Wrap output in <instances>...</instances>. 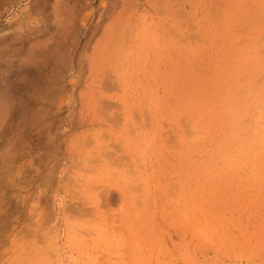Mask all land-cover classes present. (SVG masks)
<instances>
[{
  "label": "rangeland",
  "instance_id": "rangeland-1",
  "mask_svg": "<svg viewBox=\"0 0 264 264\" xmlns=\"http://www.w3.org/2000/svg\"><path fill=\"white\" fill-rule=\"evenodd\" d=\"M263 122L264 0H0V264H264Z\"/></svg>",
  "mask_w": 264,
  "mask_h": 264
},
{
  "label": "bare ground",
  "instance_id": "bare-ground-1",
  "mask_svg": "<svg viewBox=\"0 0 264 264\" xmlns=\"http://www.w3.org/2000/svg\"><path fill=\"white\" fill-rule=\"evenodd\" d=\"M264 123V122H263ZM261 126H262V123H261ZM264 128V127H263Z\"/></svg>",
  "mask_w": 264,
  "mask_h": 264
}]
</instances>
